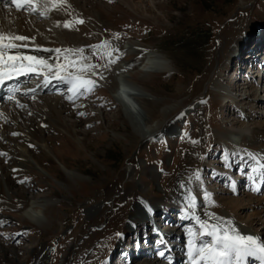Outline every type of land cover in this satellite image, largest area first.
<instances>
[{"label": "rangeland", "instance_id": "obj_1", "mask_svg": "<svg viewBox=\"0 0 264 264\" xmlns=\"http://www.w3.org/2000/svg\"><path fill=\"white\" fill-rule=\"evenodd\" d=\"M39 10L22 7L18 12L35 14L34 25L44 24L46 33L53 29L57 36L53 48L63 47L64 39L69 49H80L82 54L98 51L107 67L105 78L95 68L76 72L93 83L88 90L78 89L74 97H68L66 89L56 93L50 86L39 92L47 99L61 100L60 118L74 128L73 136L49 120L51 115L42 121L46 109L42 102L34 104L29 97L21 104L0 101L3 113L11 110L10 121L0 122L9 131L0 141V151H6L0 152V177L6 175L8 187L20 200L17 208L0 209V264L15 260L17 264H186L189 240L199 245L210 243L211 238L200 236L190 216L171 205L182 199L174 193L177 184L198 175L205 183L204 196L221 208L226 203L234 206L236 198L264 203V178L258 189V182L251 181L264 174V157L259 162L225 141L237 127L254 131L256 142L264 139V0H73L51 11L58 15L57 21L40 16ZM7 11L3 9L4 17ZM77 19L83 23H76ZM127 44L137 45L140 51H128ZM150 52L168 60L170 73L142 78L140 68ZM93 58L85 62L92 64ZM123 63H132L129 80L156 99L148 109V125H160L166 109L180 107L170 121L172 131L165 125L147 139L135 141L107 82L110 69ZM255 70H260V79L253 75ZM248 81L251 87L246 84L242 93L260 85L256 88L260 101L242 106L244 96L236 84ZM216 83L231 92L224 102L213 91ZM16 126H34L42 132L50 153L27 146L28 156L41 170L20 159L18 148L25 146L10 135ZM64 173L86 182L73 184L69 191L72 183L67 186ZM125 194L130 198L123 199ZM44 198L55 200L52 207L41 210L49 224L43 230L25 225L21 213L26 203ZM133 200L159 205L156 216L161 218L126 231L132 221L126 211ZM96 206L100 209L90 216ZM256 209L246 206L239 213L248 220L256 218L251 217L254 212L263 216L262 225L250 228L260 236L264 207L260 215ZM112 215L122 219L107 228ZM172 228L170 244H165L156 233Z\"/></svg>", "mask_w": 264, "mask_h": 264}, {"label": "bare ground", "instance_id": "obj_2", "mask_svg": "<svg viewBox=\"0 0 264 264\" xmlns=\"http://www.w3.org/2000/svg\"><path fill=\"white\" fill-rule=\"evenodd\" d=\"M119 1L123 2V0H119ZM45 2L46 0H39L40 4H43ZM65 2L72 4L73 0H65ZM3 9L8 10L7 17H4L2 12ZM26 10H30V9L26 7ZM52 10L47 11L44 17H51L54 21H57L58 15L51 13ZM18 11L19 10H17L15 6L12 4V0H0V33H4L8 35H13V34L22 35L28 38L25 41H16L18 45H21V47L12 50L13 53H19L20 55L38 56L41 59H44L48 64L53 66L56 65L57 63H66L67 62L65 59L66 53L64 50L65 49L69 50V52L67 53V55L69 56L74 50L69 49V47H67L65 40L64 39L62 40V42L64 43L63 47L53 48L51 45H55L57 43V36L53 33V29L52 30L49 29L51 31L46 33L45 29L47 27L45 28L44 24L38 26L34 25L32 19L36 18L35 14L33 15L31 14V16H27L19 13ZM262 43L264 44V41ZM56 49H60L61 50L60 53H57L55 51ZM126 49L134 53H138L140 51V48L135 44L133 45L127 44ZM233 50L230 51V54H233ZM89 54L91 57H89ZM89 54L88 51L87 52L85 51L83 53V56L87 57L88 58L87 60L94 59L93 57H95L96 60L92 64L95 65V69L100 73L101 77L105 78L104 73L107 66L105 65L106 63H104L103 61L104 58L102 57V54L100 55L98 51H95L93 53L90 52ZM250 58L252 57L250 56ZM105 61L107 60L105 59ZM261 61L264 62V58ZM80 62L86 63L83 60ZM131 65L132 63L129 64L123 63V64H117L113 68H111L112 66L111 65L110 74L107 78V82H109L108 88L112 95L113 100L116 102V104L120 107L122 111L124 121L129 126L132 127V136L134 137L135 141L139 142L141 140L147 139V137L154 134L156 131L160 130L161 128H164L165 125L167 126L166 127L167 130L172 131L173 128L171 127L170 121L175 119L177 111L179 110L180 107L177 106L166 109L164 112L165 119L162 123H160V125L157 126L148 125L147 124L149 118L148 109L152 106L153 103L156 102V99L151 95H149L148 93L144 92V90L140 86L132 83L129 80L130 77L127 74V70L131 67ZM92 69L94 70V68H91V70ZM140 70L144 74L142 78H146L151 73H161V72L170 73L171 67L167 59H165L164 57H162L157 53L150 52L145 55V62L140 68ZM68 71H72V70L69 69ZM89 72L91 71L89 70ZM250 72L251 71H249V73ZM46 74L49 76L47 82H45L44 79V76ZM76 74L78 73L73 72V75ZM64 75L67 76V73H64ZM78 75H80V73ZM253 75L257 77V79H260L262 77L260 70L259 71L255 70V73ZM35 77H40L43 78L44 80L42 82L36 83L33 80ZM26 82L28 83L24 85L23 83ZM66 82L67 80H56L52 78L51 74H48L46 69L37 68L35 72H27L26 74L13 73L11 75V78L6 77L4 81L0 83V101H4L5 103H7L8 101H13L15 104H21L22 101L25 99L24 97H29V99H31V101L34 104H38L42 102L46 106V109L42 110L43 113L42 115H40L42 121L43 122L48 121L47 116L51 115L49 117V120H53L54 122H56V124L63 126L66 131L65 133L66 134L69 133L70 135L73 136V134H75L73 130L74 128L72 129L70 127L71 125L62 122L60 118L61 112L58 110L59 108L58 104L60 103L61 100L59 98L50 100L39 95L40 90H46L50 86L52 87V90H55L56 93L58 92L57 90L59 88L66 89L65 92L68 94V97H74L78 93V90H76L75 92H70L69 89L72 87V84L70 83L66 84ZM236 85H239L237 86L236 90L238 93H240V95L243 91L242 87L243 88L246 86L247 88L251 87L250 81L244 84L239 83ZM256 88L260 89L261 87L260 85L255 86L251 92L247 94L242 93V95L244 96L243 100L241 101L242 106L244 104L253 105V103H255L256 101L257 102L260 101V99L258 100V96L256 95L257 93ZM213 91L218 94L220 102L226 101V99L230 97L231 94V92L223 91L222 87L218 83L214 85ZM17 96L21 97L22 99L18 98ZM247 99L249 100L248 102L246 101ZM2 109L5 108H0V122L1 120L10 121L9 117L7 116V113L11 110L9 111L7 110L8 111L7 113H3ZM3 124L0 125L1 142L5 141L4 139L5 135L9 133V131L5 128ZM256 127L259 128V126ZM10 133H11L10 135L16 137V139L21 141L23 145L26 147V148L25 147L18 148V152L20 153V159L22 161L27 160L36 169L41 170L40 167H38V165L28 156L27 146L31 144L43 150L45 153H50L48 151L46 140L41 139L42 132L34 126L31 127L16 126V128L11 130ZM255 135L256 133L254 131L250 132L247 130V128L237 127L230 131V137L227 138L225 141H227L228 144H231L234 147H238L239 149L246 151L248 154H251L252 157H256V159L259 162H261L262 160H260V157H264L263 156L264 139L263 141L256 142L255 139H253L256 137ZM114 139L115 140L122 139L123 141L127 142V139L121 136L120 137L114 136ZM0 152L4 154L6 153V151L2 149ZM260 171L261 170L257 169V172ZM63 176L65 182L67 183V186L68 184L72 183L68 187L69 191L70 188L72 189L73 184L81 185L82 183L86 182V179L82 178L81 176H74L71 173H64ZM224 178H227V175H225L223 178L220 179H224ZM262 178H264V174H262V176L260 177H254V179L251 178V181L255 180L256 182H258L255 184V187L257 189L259 188L258 184L262 181L261 180ZM204 187H205V183L202 184L200 175H198L197 178H191V177L188 179L186 178L183 182L178 183L176 188L174 189V193L177 196L182 197V199L180 198V202L178 204L175 203L174 205H171V208L177 209L179 211H184L185 214L187 216H190V218L195 222V224H197L196 227H199V225L195 218H198L199 221L201 222L230 225L232 228H235L240 235L243 236L251 235L255 237L259 243L264 244V238H263L264 227L261 230L260 236L258 234L253 233L252 230L250 229L251 227L258 226V224L262 225L261 222L263 216L260 217L258 216L257 212H254V214L251 217L256 216V218L253 220L251 219L248 220L245 218H241L239 213L240 211L246 209V206H250L253 209L257 208L256 210L259 212V215L263 214L262 208L264 207L263 206L264 203L259 202L258 200L252 201L251 198H245V199L236 198L233 200V203H235L234 206L229 205V203H226V205L222 206L221 208L218 202L213 201L211 198L204 196V191H203ZM126 197L127 195L125 194V197L123 199H126ZM190 197L194 198L195 200V208L189 207L188 201ZM127 201L128 199L126 200V202ZM0 203L3 204L2 206H0V209L2 208L6 209L7 207L17 208L20 206L18 193L11 192L10 188L8 187V179L6 178V175H2L0 177ZM54 203H55L54 199L48 200L44 198L41 200H29L26 203L25 208L21 213L25 225L43 230L45 225L49 224V221L46 219V217L41 212V210L45 209V207H49V208L52 207ZM152 204L153 205L146 206V204L144 205V203H142L141 201L133 200L130 210L126 211L128 212V216L132 218V221H130L129 225L126 226L125 230L126 231L131 230L138 223H147V221L148 222L152 221L154 223V221H157L158 218H161V215L156 216V210L161 211L160 206L155 203ZM99 209H100L99 206L93 207L89 213L90 216L97 213ZM170 214L174 215L173 213ZM183 218L184 219L182 221L184 222L186 216ZM119 219L121 220L122 218L120 216L118 217L117 215H112L109 221L107 222V228L113 226L115 221L117 220L119 221ZM172 233H174L173 228L170 229L169 231L168 230L165 231L164 233L157 231L156 234L161 236L162 238L161 240H163L165 244H170L169 241ZM261 237L263 238V240H261ZM164 256L166 257V259H169V257L166 254H164ZM252 262L254 264H264V262H262L258 256L245 257L243 258L242 264H250ZM15 263L17 264L18 260H15L14 262L9 261V264H15ZM156 264H161V263L157 261ZM186 264H191L190 259L187 261ZM201 264H203V262H201Z\"/></svg>", "mask_w": 264, "mask_h": 264}, {"label": "snow or ice", "instance_id": "obj_3", "mask_svg": "<svg viewBox=\"0 0 264 264\" xmlns=\"http://www.w3.org/2000/svg\"><path fill=\"white\" fill-rule=\"evenodd\" d=\"M65 0H46L45 3L40 4L39 0H12V4L17 10L22 7L29 8L32 12L39 10L40 16H45L47 11L63 5ZM76 23H83L82 20L77 19ZM65 28L69 27L68 22L64 24ZM28 39L22 35H8L0 33V83L4 79L11 78L13 73L26 74L27 72H35L37 68L46 69L48 74L56 80H67L72 84L69 89L70 92H75L80 88L87 89V86L92 84V81L83 79L80 75H73V72H85L88 68H95V65L80 64V61H86L87 57L83 56L82 50H74L71 55H67L69 50L65 49L66 63H57L56 65L48 64L44 59L38 56L20 55L13 53L12 50L21 47L16 41H25ZM60 53V49L55 50ZM95 54V53H94ZM71 69L72 71H68ZM67 73V76L64 75ZM49 76H44L47 82ZM31 147V145H29ZM190 208H195L194 198H189ZM195 218V217H194ZM199 225V235L211 238L208 244L200 243L197 245L193 240H189V252L191 264H242L245 257H259L264 262V244H261L257 239L251 235H240L235 228L230 225L211 224L201 222L195 218ZM192 236V233H189Z\"/></svg>", "mask_w": 264, "mask_h": 264}]
</instances>
